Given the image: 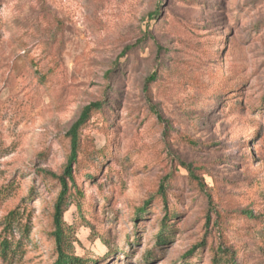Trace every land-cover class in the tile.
Segmentation results:
<instances>
[{
  "label": "rangeland",
  "instance_id": "1",
  "mask_svg": "<svg viewBox=\"0 0 264 264\" xmlns=\"http://www.w3.org/2000/svg\"><path fill=\"white\" fill-rule=\"evenodd\" d=\"M96 101L64 215L77 256L264 264V0H0V264H53L48 173Z\"/></svg>",
  "mask_w": 264,
  "mask_h": 264
},
{
  "label": "trees",
  "instance_id": "2",
  "mask_svg": "<svg viewBox=\"0 0 264 264\" xmlns=\"http://www.w3.org/2000/svg\"><path fill=\"white\" fill-rule=\"evenodd\" d=\"M157 11L155 10L149 14V21H156ZM136 45V44H135ZM134 48V45H128L122 50V54ZM155 79V74H151L147 81L152 82ZM102 107V102L96 101L83 107L78 118L71 124L67 130L65 136L68 139V156L66 159L65 166L61 174L56 175L53 173H48V176L58 183L59 190L57 192L56 198L53 203L52 216H51V226L52 230L50 232V238L52 239L54 245V262L53 264H88V260L84 257L77 256L73 251V241L74 232L70 226L64 221V215L69 210L70 204L73 198L76 199V205L78 206L83 200V194L78 189L77 183L75 181V171L77 164L79 162L80 155V140L81 131L89 120L91 114L94 111H98ZM101 156V153H99ZM190 171V170H189ZM190 174L192 172L190 171ZM157 195L163 201V205L166 207L167 200L165 197L164 190L159 188L157 190ZM150 201L146 202V204ZM145 211L144 208H139L138 214H142ZM167 212H165V215ZM16 214L11 211L7 213L3 219L2 230L5 235H12L14 230V224L16 223ZM167 221V219H166ZM166 221L161 224L159 233L155 237V242L157 245L166 243L170 241L171 233H167ZM29 228L24 226L21 229V233L24 235L25 232L28 233ZM19 242L15 244L18 245ZM12 238L3 237L0 241V253L5 256L11 252ZM195 246L191 248L185 255H190ZM15 249V248H14ZM212 264H236L235 260L231 256V252L228 249L219 246L215 252L212 259Z\"/></svg>",
  "mask_w": 264,
  "mask_h": 264
}]
</instances>
